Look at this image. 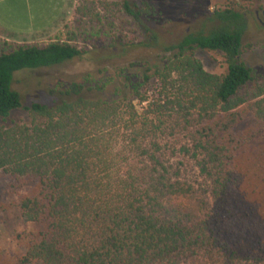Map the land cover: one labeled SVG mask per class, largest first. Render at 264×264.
<instances>
[{
  "label": "trees",
  "instance_id": "obj_1",
  "mask_svg": "<svg viewBox=\"0 0 264 264\" xmlns=\"http://www.w3.org/2000/svg\"><path fill=\"white\" fill-rule=\"evenodd\" d=\"M116 1L155 40L148 0ZM85 10H73L63 38L0 51V170L18 186L35 182L13 207L21 223L43 225L17 235L27 243L19 263L264 264V216L246 210L231 165L239 147L264 139V73L239 58L244 11L212 9L208 28L163 47L161 65L57 83L50 104L22 105L13 72L79 57L84 18H102ZM195 48L220 51L224 71H205ZM18 108L28 120L8 122ZM247 115L252 126L235 132Z\"/></svg>",
  "mask_w": 264,
  "mask_h": 264
},
{
  "label": "rangeland",
  "instance_id": "obj_2",
  "mask_svg": "<svg viewBox=\"0 0 264 264\" xmlns=\"http://www.w3.org/2000/svg\"><path fill=\"white\" fill-rule=\"evenodd\" d=\"M116 3V0H74L67 6L57 25L60 34H51L50 38H63L65 31L74 27L76 14L73 10L76 8L90 10V15L93 13L91 9H95L102 18L98 21L84 18L86 22L82 29L86 37L76 39L78 46L84 50L79 57L58 65L13 72L12 87L19 92L22 105L32 101L50 104L53 96L47 93V89L57 83L65 85L71 81L80 82L84 78L87 81L103 79L118 68L137 75L146 64L161 65L164 58L169 56V52L163 51L164 46L176 43L189 32L205 30L210 26L206 20L208 13L225 6L241 9L245 14L246 29L241 40L243 50L239 58L255 72L264 73V17L261 16L264 0H148L152 12L145 24L155 40L117 10L119 7ZM103 9L111 10L105 13ZM48 38L21 41L11 34L1 32L0 51L11 50L21 44H44ZM192 54L209 73L219 74L225 69L224 56L220 51L195 48ZM115 83L121 86L118 79ZM155 88L156 82L151 79L145 95L149 96ZM6 120L26 122L28 117L22 108H18L11 111ZM249 126H252V118L247 115L237 125L235 132L240 134ZM256 138L235 151L231 165L240 173L238 190L244 196L246 210L252 217L263 218L264 139ZM17 182L12 175L0 170V261L3 264H20L19 259L27 243L18 234L23 230L43 227L42 224L21 223L14 211L13 204L36 189L34 181L21 186ZM28 264L41 262L32 260Z\"/></svg>",
  "mask_w": 264,
  "mask_h": 264
},
{
  "label": "crops",
  "instance_id": "obj_3",
  "mask_svg": "<svg viewBox=\"0 0 264 264\" xmlns=\"http://www.w3.org/2000/svg\"><path fill=\"white\" fill-rule=\"evenodd\" d=\"M74 0H0V33L21 41L53 39L60 34L57 26ZM7 35V34H6ZM46 43V42H45Z\"/></svg>",
  "mask_w": 264,
  "mask_h": 264
},
{
  "label": "water",
  "instance_id": "obj_4",
  "mask_svg": "<svg viewBox=\"0 0 264 264\" xmlns=\"http://www.w3.org/2000/svg\"><path fill=\"white\" fill-rule=\"evenodd\" d=\"M255 14H257L256 11ZM261 16L264 17V10L261 11Z\"/></svg>",
  "mask_w": 264,
  "mask_h": 264
}]
</instances>
